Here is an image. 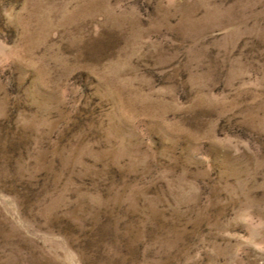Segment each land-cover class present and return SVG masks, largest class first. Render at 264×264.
<instances>
[{
	"label": "rangeland",
	"instance_id": "obj_1",
	"mask_svg": "<svg viewBox=\"0 0 264 264\" xmlns=\"http://www.w3.org/2000/svg\"><path fill=\"white\" fill-rule=\"evenodd\" d=\"M0 264H264V0H0Z\"/></svg>",
	"mask_w": 264,
	"mask_h": 264
}]
</instances>
